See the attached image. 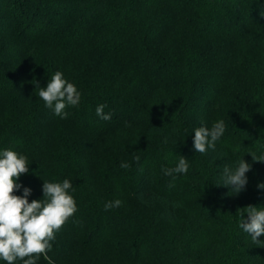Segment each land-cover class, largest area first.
I'll return each mask as SVG.
<instances>
[{
	"label": "trees",
	"instance_id": "obj_1",
	"mask_svg": "<svg viewBox=\"0 0 264 264\" xmlns=\"http://www.w3.org/2000/svg\"><path fill=\"white\" fill-rule=\"evenodd\" d=\"M56 71L81 93L67 119L38 95ZM219 120L216 150L196 153L194 130ZM5 149L29 163L13 195L72 184L77 211L37 264H264V235L237 214L264 207L250 154L264 155V0H0ZM180 156L173 180L162 169ZM241 159L248 183L232 194L223 166Z\"/></svg>",
	"mask_w": 264,
	"mask_h": 264
},
{
	"label": "clouds",
	"instance_id": "obj_2",
	"mask_svg": "<svg viewBox=\"0 0 264 264\" xmlns=\"http://www.w3.org/2000/svg\"><path fill=\"white\" fill-rule=\"evenodd\" d=\"M63 73L56 71L49 79L46 87H40L38 95L45 102L54 116L67 119V107L78 106L81 93L75 84L63 78ZM106 105H98L96 114L103 120H110L111 113H104ZM226 126L223 120L216 121L211 127L201 126L194 130L193 148L196 153L206 154L216 150V142L223 136ZM237 146L234 150L239 151ZM253 161L264 163V155L256 156L250 153ZM223 159L221 156H217ZM139 161V156L135 157ZM27 157L11 149L0 153V258L13 264L17 259L23 264H37L41 255L49 259L47 253L52 249L54 233L59 231L65 222L77 211L74 197L70 194L72 184L68 179L62 182L43 183V198L29 203L27 197L30 188H23V196L13 195L22 185L16 181L22 173L28 172ZM122 168L130 165L121 162ZM189 169L188 159L178 157L175 167L162 169L164 175L186 174ZM251 165L241 159L235 165H224L222 184L230 188V193L238 194L248 183L246 173ZM170 187L174 185H169ZM258 189H264V183L257 184ZM122 206V201H108L104 210ZM247 213V219L244 218ZM240 216L239 227L247 233L254 243H261L258 237L264 235V207L247 206L237 210ZM26 258V259H25Z\"/></svg>",
	"mask_w": 264,
	"mask_h": 264
}]
</instances>
